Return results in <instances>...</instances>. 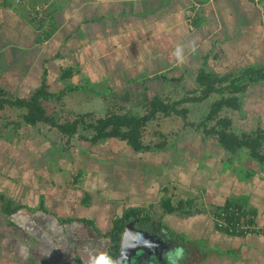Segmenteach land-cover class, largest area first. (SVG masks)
Returning <instances> with one entry per match:
<instances>
[{
    "label": "crops",
    "instance_id": "obj_1",
    "mask_svg": "<svg viewBox=\"0 0 264 264\" xmlns=\"http://www.w3.org/2000/svg\"><path fill=\"white\" fill-rule=\"evenodd\" d=\"M178 46L184 49L183 63L173 55ZM251 67L264 71V0H0V96L5 91L27 97L41 85L49 90L85 83L87 89L67 92L62 100L87 94L91 84L96 95L110 100L104 115L113 110V103L142 114L157 92L172 100L194 89L200 70L238 75ZM171 87H180V92L168 90ZM166 90L170 92L164 95ZM243 102L244 96L241 111ZM183 142L171 145L175 161L162 162L165 168H159L165 183L178 187L177 193L158 191L157 176L143 173L138 178L130 173L128 185L120 177L121 184L108 189L112 198L127 197L128 204L148 209L160 206L164 197L175 204L184 201L172 213L157 214L163 227L177 233V239L168 240L169 250L185 249L180 264H264V233L231 232L213 219L230 201L251 210L256 223L264 226V163L249 158L244 150L239 169L237 160L225 168L226 154L222 156L213 144L211 157L204 149L188 151ZM91 144L98 150H106L107 145L132 150L126 141L113 137ZM218 150L219 172L212 169L217 168L213 164H217ZM143 151L155 152L158 159L163 148ZM56 156L53 153L52 158ZM196 156L200 160L191 163ZM27 158L17 163L23 164L22 177L8 181L2 173L6 168L0 170V192L12 205L21 206L9 216L0 212V264H87L89 255L107 252L110 240L97 230L105 233L111 226L103 231L96 225L98 215L105 220L111 211L108 218L113 223L125 207L113 216V208H99L89 197L83 199L84 191L76 186L79 177L66 182L71 171L56 159L57 168L46 172L44 166L36 165V158ZM146 158L147 170L154 160ZM175 167L179 173L176 170L169 177ZM114 168L115 173L128 174L123 167ZM189 209H195L193 215L183 214ZM83 220L91 221L96 229Z\"/></svg>",
    "mask_w": 264,
    "mask_h": 264
},
{
    "label": "rangeland",
    "instance_id": "obj_2",
    "mask_svg": "<svg viewBox=\"0 0 264 264\" xmlns=\"http://www.w3.org/2000/svg\"><path fill=\"white\" fill-rule=\"evenodd\" d=\"M83 84L86 85L85 83ZM98 84H102L104 86L106 85V81H99ZM100 85L98 86L100 87ZM89 86L87 94H72L67 98L68 101L62 100L65 99L62 97L59 100L45 102L44 105L49 112L52 110L56 112L57 118L60 122L64 120H72L77 116V114L86 112L92 113V115L87 117V119H96L98 117L97 115H104L105 110L110 109V100L96 95L93 91V87L95 86L92 87L91 84H89ZM178 88L179 89L171 87L168 90L171 89L180 92L181 88ZM168 90L164 91L163 94L166 95L170 92ZM236 95L241 98L244 96V110H234L231 107H224L220 110L219 115L230 118L231 127L237 132L244 131L246 133H251L253 130L257 131L258 129L264 131V81L250 83L248 89H246L244 93H237ZM175 97L177 96H173V98ZM218 98L219 97L216 93L211 94L200 102H185L180 104L179 107H187L188 109L185 118L178 114H170L168 116L159 114L155 119L146 124L143 128L142 135V142L144 144L153 146L165 142L163 145V151L158 154V159L154 157V154L156 153L153 151H150V153L146 151V153L142 150L134 153V151L130 150V148H124L122 146L112 147L107 145L108 147H105L106 150H98L95 146H93V144H87L84 140L82 141L78 139V137L76 138V136L67 142L66 137L64 135L62 136L57 128L44 122H37L35 128H30L21 120V115L24 109L6 106L0 113V170L2 168H6L5 171H2L3 176L6 177L8 181H12L14 177H22L21 169H23V164L21 165L17 163H25L28 159L27 157L32 160L36 158V165L41 164L40 166H44L47 170H45L46 172H50V170L57 168L58 164L55 163L57 160L58 163L60 162L62 164L61 167L63 169L68 168L69 171H71L68 175V170H64L65 173L68 172L66 178H64L66 182L79 177V181L76 183V186L81 191H84V193L81 192V197L83 199L87 196L94 206L99 208L105 206V208L107 207L108 209L113 208L115 210V214L113 216H117L120 214L122 207L124 208L130 206L128 203H131L127 197L124 198L122 196L121 198H112V194L108 191L109 188L112 189L116 185L121 184H118V178L120 179V177L123 178L122 182H127L126 185H128V180L130 179L129 177L131 174L134 176H136V174L140 175L138 178H141L143 173L146 175L148 173L153 177L157 176V182L159 183V186H157L158 191L163 188L164 191L169 189L171 194L172 192H178V187L173 188L170 183H165V180L162 179L163 173L159 169L160 167L162 169L165 168L160 166L162 162L167 163L169 159L171 162L175 161L176 151L171 148V145L175 142L180 143L181 141H184L182 144L188 146V151L195 150L199 152L201 149H204V151H208L205 153L206 155L213 157V153H209L211 145L213 144L212 137L211 135L205 134L203 128L204 126L197 127V125L201 121H206L205 123L208 127L215 123L214 119L205 120V118L210 111V104ZM118 105V103H113V111L121 110L120 112H123L124 109L119 108ZM84 132L85 134L90 135L91 130ZM71 141L74 142L71 143ZM116 143L117 142L114 144ZM113 148L117 150H113ZM16 153H18L17 157L15 156ZM53 153L57 154L55 157L56 160L54 157L52 158ZM218 156L219 153L216 152L217 164L213 165H217V168L212 166V169L217 170V172L220 170ZM146 157H152L154 160V162L151 163L152 166H148L150 168H147V170L144 167L145 162H147L146 160H148ZM132 158L137 159L139 163L135 164L134 161H132ZM189 159L185 160L184 163L186 173L189 172V168L191 167V165L187 164ZM210 159L214 160L213 158ZM199 160L200 159L196 157L190 159L191 163H196ZM133 165H135V167ZM202 165L203 164H200V166ZM115 166H119L121 168L123 167L127 170L128 174H119L118 172L115 173ZM140 166L142 167L139 171V169L136 168ZM176 170L178 172V167L172 168L170 170L169 177L172 174L175 175ZM167 172H169V170ZM199 172L201 171H198L197 173ZM86 192H88L89 195L86 194ZM149 210L153 218L157 219V214L161 211V207L156 205V208L154 207ZM111 214V211L107 212V218L105 220L102 219V214L98 215L101 217L97 220L96 225H98L103 231L113 224L109 219L111 218ZM91 216H94V214H91Z\"/></svg>",
    "mask_w": 264,
    "mask_h": 264
},
{
    "label": "trees",
    "instance_id": "obj_3",
    "mask_svg": "<svg viewBox=\"0 0 264 264\" xmlns=\"http://www.w3.org/2000/svg\"><path fill=\"white\" fill-rule=\"evenodd\" d=\"M234 73L235 72L220 75L211 71L206 72L200 70L195 77L194 89H190L184 96L172 100L160 96L159 92H157L148 100L145 111L142 114L133 113L131 111L120 112L121 110H112L104 116L90 120L87 119V117H90L92 113L86 112L77 114L72 120L60 122L56 116V112L54 110L49 112L44 104L45 102L61 99L67 92L87 89V84L84 85L79 83H70L68 85L61 84L49 90H47L46 85H41L35 88L27 97H21L15 94V96H13L2 91L0 96V113L6 106L24 109L21 115V120L24 124L31 126H34L37 122L50 124V126L57 128V130L67 138V142L75 136L79 139L90 141L91 143L113 137L126 141L134 151L147 150L150 148L162 149L164 148L163 145L165 142L153 146L146 145L142 142L143 128L146 124L155 119L158 114L165 116L178 114L185 118L188 109L187 107H179L180 104L185 102H200L210 94L217 93L219 94V98L211 104L210 111L205 118V120L214 119L215 123L208 127L205 123L206 121H201L197 127L204 126L205 134L211 135L213 145L221 151V153L219 150L217 152L221 155L226 154L227 160L224 158V161H226L224 164L225 168L229 166L228 162L231 163L230 161L234 162L237 160V169H239L242 166L240 160L244 159V150H246L249 158L256 160L261 165L264 163V131L258 129L257 131L253 130L251 133H246L244 131L237 132L231 127V119L220 116L219 112L224 107H231L234 110L241 109V97L236 94L244 93L250 83L263 79L264 71L251 67L250 70L245 69L238 75ZM198 91L199 93H197ZM83 130H91L90 135L81 133ZM196 158L198 157L196 156ZM188 205H190V203ZM183 206L184 201H178L175 204L171 202L170 197H164L161 199L160 203L162 214L172 213ZM232 206L240 208V213L243 216L249 214L251 216L250 222L252 220L256 222L255 214L251 210L245 209L239 203L230 201L225 205L226 208ZM20 207V205H12L11 199L0 192V212L2 214L9 216ZM194 212L195 209H189L183 214L191 216ZM218 213L219 212L214 215L221 217ZM234 215L235 213H232L227 221L234 220L232 219ZM132 219H136V224L140 227L156 228L162 231L167 241L177 239L176 231H170L167 227H163L160 219H154L148 208L130 205L125 207L121 214L113 220V224L108 231L101 233L97 230L101 235L109 238L110 243L106 253L114 259H116L119 252L124 226ZM83 221L89 226L94 227L91 221ZM94 229L96 228L94 227Z\"/></svg>",
    "mask_w": 264,
    "mask_h": 264
},
{
    "label": "water",
    "instance_id": "obj_4",
    "mask_svg": "<svg viewBox=\"0 0 264 264\" xmlns=\"http://www.w3.org/2000/svg\"><path fill=\"white\" fill-rule=\"evenodd\" d=\"M170 248L162 231L140 227L136 219H132L124 226L116 259H120L121 264H162Z\"/></svg>",
    "mask_w": 264,
    "mask_h": 264
},
{
    "label": "built area",
    "instance_id": "obj_5",
    "mask_svg": "<svg viewBox=\"0 0 264 264\" xmlns=\"http://www.w3.org/2000/svg\"><path fill=\"white\" fill-rule=\"evenodd\" d=\"M232 213H235L234 220L227 221ZM218 214H220L221 217L214 215L213 219L216 225L220 228L244 234L252 231L264 233V226H259L254 220L250 222L251 216L249 214L243 216L240 213V208L236 206L228 207Z\"/></svg>",
    "mask_w": 264,
    "mask_h": 264
},
{
    "label": "clouds",
    "instance_id": "obj_6",
    "mask_svg": "<svg viewBox=\"0 0 264 264\" xmlns=\"http://www.w3.org/2000/svg\"><path fill=\"white\" fill-rule=\"evenodd\" d=\"M174 57L180 63H183L185 60L184 49L183 47L178 46L173 53ZM185 256V249L182 247H177L171 249L165 253L166 264H180V261ZM87 264H121L120 259H114L110 255L105 253H100L98 255H89Z\"/></svg>",
    "mask_w": 264,
    "mask_h": 264
},
{
    "label": "flooded vegetation",
    "instance_id": "obj_7",
    "mask_svg": "<svg viewBox=\"0 0 264 264\" xmlns=\"http://www.w3.org/2000/svg\"><path fill=\"white\" fill-rule=\"evenodd\" d=\"M153 264V263H152Z\"/></svg>",
    "mask_w": 264,
    "mask_h": 264
}]
</instances>
